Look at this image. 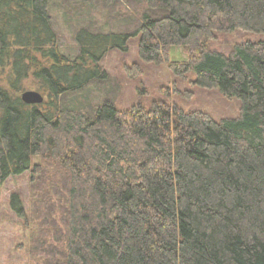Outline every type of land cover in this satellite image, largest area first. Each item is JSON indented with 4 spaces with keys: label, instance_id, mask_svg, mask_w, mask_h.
I'll return each instance as SVG.
<instances>
[{
    "label": "trees",
    "instance_id": "obj_1",
    "mask_svg": "<svg viewBox=\"0 0 264 264\" xmlns=\"http://www.w3.org/2000/svg\"><path fill=\"white\" fill-rule=\"evenodd\" d=\"M94 1L104 26L84 15ZM138 4L133 33L113 25L115 7ZM52 10L74 46L59 44ZM233 32L246 38L211 47ZM132 36L141 62L235 98L238 114L163 100L121 110L110 92L74 106L109 83L100 62ZM176 46L185 61L171 60ZM29 79L40 104L20 99ZM24 173L29 217L17 194L10 206L34 226L27 251L41 264H264V0H0V185Z\"/></svg>",
    "mask_w": 264,
    "mask_h": 264
},
{
    "label": "rangeland",
    "instance_id": "obj_2",
    "mask_svg": "<svg viewBox=\"0 0 264 264\" xmlns=\"http://www.w3.org/2000/svg\"><path fill=\"white\" fill-rule=\"evenodd\" d=\"M88 4L89 7H84V15L98 27L106 25L108 14L101 3L94 1ZM143 8V4H138L134 12L127 6L115 7L114 14L117 16V23L115 22L116 25H113L116 28H121L123 32L133 33L135 29L131 23L133 19L140 17V11ZM51 17L56 25L59 44L64 48L74 46L71 29L62 18V12L52 10ZM121 21L128 22V24L124 26ZM216 37L211 47L222 52L227 51V47L232 43L246 38L239 32L217 34ZM249 38L254 40L255 37ZM137 44L138 37L132 36L127 40L125 49L113 48L110 50L100 62L108 74L109 83L102 87H94L84 95L76 93L73 105L83 108L87 104L99 103L106 99L110 92L115 106L121 110L137 103L148 108L152 101L163 100L186 111H204L215 119L234 117L238 114L239 102L235 98L226 99L216 89H204L193 85L191 75H187L185 78H176L171 74L167 63L155 65L141 62L138 59ZM170 55L171 60L179 62L187 59L182 47L179 46L173 47ZM134 65L141 68V73L136 77L128 74V70H131ZM26 85L27 87L23 91H37L31 79ZM37 162V158L32 159V163ZM28 180V173H24L8 177L0 185V264H41L29 256L27 251L29 232L34 229V226L25 225L24 218L18 217L10 206L11 195L17 194L21 211L28 215L31 203Z\"/></svg>",
    "mask_w": 264,
    "mask_h": 264
},
{
    "label": "water",
    "instance_id": "obj_3",
    "mask_svg": "<svg viewBox=\"0 0 264 264\" xmlns=\"http://www.w3.org/2000/svg\"><path fill=\"white\" fill-rule=\"evenodd\" d=\"M20 99L25 104L34 105L42 103L43 96L38 91L26 90L20 94Z\"/></svg>",
    "mask_w": 264,
    "mask_h": 264
}]
</instances>
